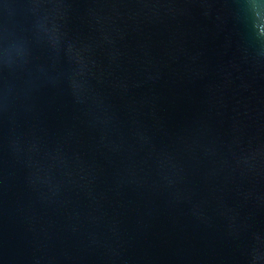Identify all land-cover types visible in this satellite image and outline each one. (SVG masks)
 Here are the masks:
<instances>
[{"label":"water","instance_id":"95a60500","mask_svg":"<svg viewBox=\"0 0 264 264\" xmlns=\"http://www.w3.org/2000/svg\"><path fill=\"white\" fill-rule=\"evenodd\" d=\"M0 264H264V0H0Z\"/></svg>","mask_w":264,"mask_h":264}]
</instances>
